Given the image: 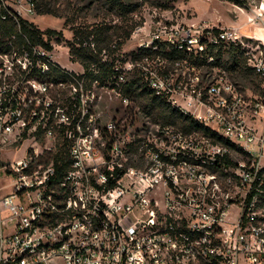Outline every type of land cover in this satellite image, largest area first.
I'll list each match as a JSON object with an SVG mask.
<instances>
[{"label":"built area","instance_id":"obj_1","mask_svg":"<svg viewBox=\"0 0 264 264\" xmlns=\"http://www.w3.org/2000/svg\"><path fill=\"white\" fill-rule=\"evenodd\" d=\"M28 1V14H36L34 1ZM249 21L264 29V2L253 9ZM243 38L240 28L199 22L182 31L158 30L140 47L157 50L160 42L202 56L209 46L244 45ZM251 61L264 75V59ZM56 64L54 54L43 48L0 52V264H264V99L253 106L262 133L247 122L244 99L229 83L208 85L196 104L190 102L193 110L177 106L242 148L248 155L244 160L233 159L232 152H237L208 139L207 150L189 158L185 146L168 147L152 153L151 166L144 171L114 167L110 163L118 127L105 128L115 136L109 154L106 148L108 171L89 184L81 202L70 197L60 205L57 195L67 184L75 189L89 181L87 173L95 165L90 152L72 146V164L60 182L55 181L53 164L39 163L34 145L25 146L22 156L8 158L30 136L37 138L41 114L52 107L51 88L65 85L44 78ZM167 85L157 75L149 80L159 96ZM58 116L69 120L62 111ZM168 129L160 128L167 141L183 140ZM46 131L53 135L52 129ZM80 138H90L86 127ZM117 169L124 170L119 178ZM110 180H116L113 188H107Z\"/></svg>","mask_w":264,"mask_h":264},{"label":"rangeland","instance_id":"obj_2","mask_svg":"<svg viewBox=\"0 0 264 264\" xmlns=\"http://www.w3.org/2000/svg\"><path fill=\"white\" fill-rule=\"evenodd\" d=\"M123 1L132 8V11L122 16L110 12L105 5L93 0H35L36 5L57 10L59 17H54L37 13L28 14V0H2L6 7L15 12H20L25 19L33 22L39 29L43 31L53 29L62 32L61 38L52 39V53L60 66L77 73H82L83 67L70 60L66 43L72 40L73 34L70 27L65 26V17L74 14L75 22L73 25L77 27L107 23L115 32L114 27L116 26L118 28L120 26L134 28L131 38L116 55L118 59L129 60L123 69L124 75H128L135 68L134 66L145 72V82H149L153 75H157L168 84L164 96L171 106L176 109L179 106L180 108L193 110L194 106L191 104H196V99L201 96V92L212 83L222 81L223 83L232 84L235 88V94H239L244 99L242 104L246 109L247 122L259 128V132H263L262 123L253 117V106L256 100L264 99V84L255 92L253 88L256 87L257 81L254 80V77L249 76L244 79L238 73L230 72L224 64L216 68L203 66L198 69L192 68L186 62L173 64L161 60L160 57L144 60L133 65L130 63V55L132 52L139 50L141 45L149 44L158 30L167 29V32H171V30L179 28L182 31L184 28L187 29L199 22L209 23L211 27L216 28L242 25L241 34L244 36V45H241L242 50L244 49V57L247 58L248 66L253 68L251 59L254 61L255 57L264 59V43L260 41V35L247 36L252 29L262 27L261 24H253L249 19L252 17L253 9L259 7L264 0H240L242 5L224 0ZM258 32L264 33V31ZM116 40H118L117 36ZM260 51L263 52V55ZM227 60L228 57L226 56L223 62ZM163 72L167 73V77L161 75ZM251 80L253 81L251 82ZM48 100L52 103V107L41 114V125L39 126L41 129H38L37 138L30 136L27 142L23 144L22 149L19 152L9 154L8 158L16 159L22 156L25 146L34 145L38 148L39 163L48 166L53 163L51 155L56 152L58 144L63 143L64 140L69 143L70 160L72 159V146L82 152H90L92 156L90 162L91 164L95 162V165L91 166L90 172L87 173L89 181L84 180L76 185L75 189L78 188V190L73 188L72 183L67 184L64 190L58 192L60 205L70 197L81 202L79 197L87 191L89 184H92L93 181H96L95 178L108 171L109 166L105 161V155L110 139L103 131L105 128L110 130L113 125L118 127V138L116 139L110 166L119 167L122 165L124 168L131 167L144 171L151 166V154L167 150L168 147L176 149L185 146L186 158H189V154H200L203 150H207L205 146L207 144H204V142L208 139L201 132L186 135L176 131L173 127H169L168 130L171 136L180 137L183 140L178 139L177 143L167 141L166 135L161 132L155 117L148 116L140 103L136 104L128 99H123L117 92L108 88L94 86L92 91H85L65 84L52 87ZM190 102L192 103L190 104ZM58 111L67 114L69 120L62 121L58 116ZM88 114L90 116L87 119L86 115ZM212 126L217 128L216 125ZM85 127L90 138L81 139L80 136L83 134ZM48 129L53 130V135H48L46 131ZM77 131L81 132L80 136L74 139ZM191 142L195 144L192 149L187 147ZM131 144L139 146V156L133 154ZM199 145L203 146L204 149L198 148ZM231 157L235 160H244L241 155L234 152H232ZM222 187L225 188L224 184H222ZM159 201L163 204L164 199L161 192ZM232 210H237V208Z\"/></svg>","mask_w":264,"mask_h":264},{"label":"trees","instance_id":"obj_3","mask_svg":"<svg viewBox=\"0 0 264 264\" xmlns=\"http://www.w3.org/2000/svg\"><path fill=\"white\" fill-rule=\"evenodd\" d=\"M36 13L39 15H52L59 17L58 11L50 7H42L36 5ZM101 3L113 13L125 15L132 11V8L124 3L123 0H93ZM228 2L242 5L240 0H224ZM0 0V52L12 53L14 51L22 52L30 51L32 48H43L47 51H53L51 44L53 38H61L62 32L53 29L43 31L39 29L33 22L25 19L18 12L8 7H3ZM2 5V6H1ZM74 15V14H73ZM72 16L65 17V26H69L73 34L72 40L67 41L66 47L69 50V57L73 63H78L83 67V73L69 71L59 64L54 65L44 78H49L54 84L64 83L85 91H92L95 87H104L117 92L123 99H128L134 103H140L141 107L146 111L148 116H154L160 128L173 127L176 131L186 135L194 132H201L207 139L211 140L215 145L227 146L237 152L244 159L248 158L247 153L242 149L223 137L218 136L209 127L204 126L196 121L190 115L182 114L179 109L173 108L164 95H157L156 91L149 86V82H145L143 71L136 66L128 75H124L125 64L128 59H118L117 53L131 38L134 28L114 27L115 31L107 23H98L90 25H73L75 19ZM3 17H6L3 19ZM118 28V29H117ZM116 36L117 39L116 40ZM158 49L140 48L130 55V63L135 65L144 60H152L160 57L161 60L177 63L186 62L192 68H201L207 66L216 68L224 64L232 73H238L244 79L246 77H254L257 81L256 87L253 88L257 92L264 84V75L257 73L254 68L248 66L247 58L244 57V49L241 44H221L219 46H209L202 56L188 55L178 51L175 48H169L168 44L158 42ZM228 57L224 61V57ZM119 57V56H118ZM209 57H213L214 61L209 62ZM161 75L167 77V73ZM38 76L41 77L38 73ZM253 80H251L252 82ZM203 99H206L203 92ZM110 141L107 145L109 150L115 140L114 134L104 131ZM131 144L133 154L140 155L139 146ZM53 165L56 168V182L62 181L70 170L72 161L69 157V143L64 140L59 143L55 153L51 155ZM110 159V156H106ZM142 159V157H141ZM226 161H230L229 156L225 157ZM143 160V159H142ZM124 173L123 169H117L116 178ZM116 180H110L107 188H113Z\"/></svg>","mask_w":264,"mask_h":264},{"label":"crops","instance_id":"obj_4","mask_svg":"<svg viewBox=\"0 0 264 264\" xmlns=\"http://www.w3.org/2000/svg\"><path fill=\"white\" fill-rule=\"evenodd\" d=\"M223 27V26H222ZM224 28H240L241 29V31H242V25H239V26H236V25H233V26H226V27H224ZM258 31H264V29H263V27H256L255 28V30L254 29H252L251 31H250V34H248L247 36H249V37H254V35H260V37H259V39H260V41H262L261 39H264V33L263 32H258ZM264 43V42H263ZM55 58V57H54ZM61 67H63V66H61ZM63 68H65V67H63ZM65 69H67V68H65ZM67 70H69V69H67ZM69 71H71V70H69ZM72 72H75V71H72ZM77 73V72H76ZM83 73V72H82ZM78 74H80V73H78Z\"/></svg>","mask_w":264,"mask_h":264},{"label":"bare ground","instance_id":"obj_5","mask_svg":"<svg viewBox=\"0 0 264 264\" xmlns=\"http://www.w3.org/2000/svg\"><path fill=\"white\" fill-rule=\"evenodd\" d=\"M262 40V42H264V39H261Z\"/></svg>","mask_w":264,"mask_h":264}]
</instances>
